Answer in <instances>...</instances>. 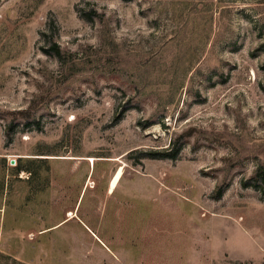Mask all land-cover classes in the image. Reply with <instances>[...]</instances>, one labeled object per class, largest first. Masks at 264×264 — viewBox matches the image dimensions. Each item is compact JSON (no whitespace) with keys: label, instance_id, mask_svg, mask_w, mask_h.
Masks as SVG:
<instances>
[{"label":"rangeland","instance_id":"rangeland-1","mask_svg":"<svg viewBox=\"0 0 264 264\" xmlns=\"http://www.w3.org/2000/svg\"><path fill=\"white\" fill-rule=\"evenodd\" d=\"M261 164L264 0H0V264H264Z\"/></svg>","mask_w":264,"mask_h":264},{"label":"trees","instance_id":"trees-1","mask_svg":"<svg viewBox=\"0 0 264 264\" xmlns=\"http://www.w3.org/2000/svg\"><path fill=\"white\" fill-rule=\"evenodd\" d=\"M180 151V147L177 148L174 152H171L170 150H162V151H158L157 154L158 155H163V156H171V157H177L178 153ZM21 170H31V166H20L18 168V172ZM257 176H259L263 181H264V164H261L257 170ZM223 193V187L220 188V190H218L217 196H221Z\"/></svg>","mask_w":264,"mask_h":264}]
</instances>
